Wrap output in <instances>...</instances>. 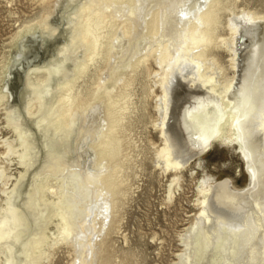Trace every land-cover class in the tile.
Segmentation results:
<instances>
[{
  "label": "bare ground",
  "instance_id": "obj_1",
  "mask_svg": "<svg viewBox=\"0 0 264 264\" xmlns=\"http://www.w3.org/2000/svg\"><path fill=\"white\" fill-rule=\"evenodd\" d=\"M55 2L47 0L49 8H55L48 10L43 19L48 20L49 28H40L38 34L35 29L28 28L19 35L20 40L7 66L6 92L2 98L12 109L19 129L23 126L28 135L30 129L23 123L26 117L33 115L35 99L41 105L53 88L46 79L42 95L33 98L29 89L32 76L41 70L49 76L68 69L67 65L81 76L90 63L102 57L106 62L104 74L98 77L91 97L99 98L103 90L106 105L103 112L97 110L99 105L93 106L91 102L85 106L88 96L73 92L78 77L60 83L69 91V94H62L60 100V121L70 125L73 120L69 119L76 110L87 111L82 124L95 114L100 120L88 127L80 125L82 128L77 130L75 148L88 141L92 149L84 164L85 170L80 167L69 171L67 167L74 166L73 160L64 154L56 167L63 177L58 180L59 187L44 186L52 194L59 195L54 210L41 201L34 185L36 192L34 188L27 190L30 184L22 189L19 185L30 173L34 177L42 175L41 168L37 172L30 171L34 164L28 157L29 163L24 161V152L34 149L25 143L28 138L18 145L9 139L3 141L6 154L17 153L19 163L26 168L24 173L19 172V178L10 189L7 187L8 168L0 162V191L6 201L3 205L0 198V254L4 264H38L42 255L47 259L50 256L51 252L45 248H54L62 242L74 249L72 264H112L106 244L117 229L119 196L124 192L120 188L121 165L117 160L123 147L120 134L123 116L116 108L124 93L113 92L107 84L130 86L140 67H145L150 74L151 60L158 66L153 80L160 89V93L153 90L158 112L154 122L161 135V143L154 148V160L162 171L173 174L169 197L175 195L176 187H181V169L197 152L219 141L238 144L250 175L248 186L242 190L234 189L228 179L217 182L209 177L199 183L200 196L196 201L200 215L187 229V233L192 231L191 238L187 234L181 236L186 249L179 255L178 264H238L240 248L257 240L254 236L259 232L264 238V14L251 9L235 12L226 0H58L56 7ZM111 6L113 9L108 11ZM224 10H229L230 14L226 20L228 32L223 36L218 28ZM137 44L138 49L131 55ZM219 47L229 52L228 66L233 69L232 76L226 73V66L214 51ZM71 51L73 57L68 59ZM130 55L131 58L123 62ZM183 102L187 105L182 106ZM42 122V117L34 121L35 127L39 128ZM256 160L261 161L260 169L255 166ZM76 162L80 166V161ZM81 187L89 196L85 204L81 203L83 196L75 199V192L81 191ZM221 191L229 193L231 198L235 195L248 197L256 208L251 206L246 212L236 208L229 217L231 215L214 207ZM12 194L14 200L9 203ZM32 199L39 200V211ZM26 212L29 216H25ZM52 215L58 217L56 231L51 236L45 232L41 234L52 222ZM11 240L18 245L12 250L8 244ZM256 245H251L252 252ZM33 249L37 254L34 257Z\"/></svg>",
  "mask_w": 264,
  "mask_h": 264
},
{
  "label": "rangeland",
  "instance_id": "obj_2",
  "mask_svg": "<svg viewBox=\"0 0 264 264\" xmlns=\"http://www.w3.org/2000/svg\"><path fill=\"white\" fill-rule=\"evenodd\" d=\"M226 3L234 8L235 12H240L242 9H251L264 14V0H226ZM112 9L113 6L108 11ZM48 10L54 11L55 8H49L47 0H0V162H3L8 168L10 181L7 187L11 189L16 183L15 179L19 178V172L24 173L26 168L19 163L17 153L6 154L3 141L9 139L18 145L21 140L25 141L28 138V141L25 143L30 147L33 146L34 149H30V152L27 150L24 152V161L28 162V157L31 160L29 162L34 164L30 171L37 172L41 168L42 175L34 177L35 175L30 173L25 179L26 182L23 179L24 181L22 180L19 185L22 189L30 184L31 189L28 187V191H31L32 188L35 190L36 187L38 196H41V201L45 202L49 209L54 210L59 201L57 197L59 195L52 194L44 186L52 184L59 187L58 180H61L63 177L56 167L60 165L59 161L64 159L61 157L64 154H66V158L73 160L74 166L67 167L69 171L78 170L80 167L85 170L84 164L87 161L88 155H91L92 149L88 146L87 140L85 145L75 148L77 144L76 138L78 137L77 130L82 128L80 125L88 127L92 123H98L100 120V116L95 114L94 117L87 119L82 124L83 119L86 118L85 113L87 111L80 112L81 110H76L74 111V115L69 119L73 120L70 125L60 121L58 119V112L61 109L62 103L60 100L62 94H69V91H66L67 87L60 83L78 77L75 80L73 92L77 91L82 95H87L85 106H88L91 102L93 106L99 105L97 110L103 112L107 98L105 93L102 90L99 98L96 99H92L91 94L94 93L98 77L104 74L102 72L105 69L106 62L102 57L97 58L93 63H90L87 71L81 76L75 74L73 69L68 65V69L61 70L58 73H50L49 76L43 70L36 72L32 76L29 86L30 94L33 98L42 95L47 84L46 79L49 80L53 88L41 105L35 99L36 106L33 108V115L30 118L26 117V122L23 123L25 128L30 129L28 135L27 133L25 135L23 126L19 129V126L15 123L12 109L5 101L6 99L2 98V94L6 92L4 85L5 76L6 73L8 74L7 66L11 61L12 52L20 40L19 35L24 33L28 28L35 29L37 34L40 32V28H49L48 20H43L45 16L47 17L48 14L46 12H49ZM229 14V10L222 11L218 32L223 36L228 32L226 20L229 18ZM45 34H48V31H45ZM138 46L137 44L131 55L136 52ZM78 50L80 51V48ZM214 51L219 54L220 60L226 66V73L232 76L233 69L228 66L229 52L223 47L215 48ZM131 55L128 58L125 57L123 62L128 61ZM67 56L68 59H71L73 57L72 51L68 52ZM81 57L82 53L79 55L80 62L83 60ZM150 67V74H148V70L145 67H140L134 74V79L130 86L123 87L121 84L114 85L112 82L107 84L108 89L113 90V92L124 93L122 100L116 107L120 115L122 114L123 116L121 121L123 127L120 131V134L123 135V147L121 149L122 154L117 157V160L121 165L118 174L120 181H122L120 188L124 192L119 196L120 206L117 208L116 215L120 220L117 229L108 237V243L106 244L112 264H178L179 255L186 249L181 242V236L187 234L191 238L192 231L187 233V229L189 230L190 224L197 220L200 215L196 201L200 196L199 183L205 182L209 177L217 182L228 179L227 181L232 184L231 186L234 189L242 190L250 182V175L246 169V160H244L245 158L238 144L236 142L227 144L226 142L222 143L219 141L202 152H197L191 161L181 169V187H176L175 195L172 198L169 197V186L173 174L162 171L154 160V148L161 143V135L154 122V119L158 116L155 106L157 99L155 93H160V89L157 85H154L153 80L154 71L158 69V66L151 60ZM131 75L133 76V73ZM153 90L155 93H153ZM181 104L182 106L187 105L184 102ZM120 106L123 109L119 110ZM180 113L181 111H179V116ZM41 117L43 122L37 128L34 125V121ZM74 124H76L75 127H73ZM251 142L249 143L250 146L255 149L256 146ZM18 149L20 150V148ZM255 153H258V150H255ZM76 160L80 161V166L77 165L78 162ZM256 161L255 166L257 168L259 166L260 169L262 165L261 161ZM28 173L27 171L26 174ZM1 187L2 185L0 184ZM80 190L82 192H75V199H81V196H83L84 198L81 199V203L85 204L89 196H87V191L84 187H81ZM59 191L57 189V192ZM223 193L225 194L223 195ZM221 194L219 195V201L213 202L215 203V209L225 214L231 215L232 210L234 209L233 211H235L236 208L245 212L251 206L256 208L254 201L248 197L241 198V196L235 195L234 197L236 198L233 196L231 198L229 193L225 191H221ZM13 195H11L9 203L14 200ZM0 198L3 199L2 203L5 205V196L1 191ZM233 198L235 199L234 201L232 200ZM251 198L253 199V197ZM238 199L241 200L239 201ZM32 201H34L33 206L35 209L39 211V200L32 199ZM72 202L74 201L72 200ZM238 202L240 203L238 204ZM239 205L245 207L242 208ZM31 211L34 210L32 209ZM28 212L25 213V216H29ZM229 217H232V215ZM21 218H23V215ZM51 219L52 222L47 225V229L41 231L43 228L41 226V234L45 232L48 236H51L56 231L55 223L58 222V217L53 216ZM254 237L252 240L255 241H250L251 244L247 243L244 247L240 248L237 258L239 262L242 259L243 263L241 261L238 264H264L263 233L259 232ZM253 243L257 245L255 246L256 249L254 248L255 250L252 252L253 248L251 245ZM258 243L261 245L259 248ZM8 244L11 250L16 246V243L12 240ZM45 250L49 253L51 252L50 256L47 259L41 254L42 256L38 264H72L74 260V249L67 243L62 242L54 248L47 247ZM227 252L226 250L225 253ZM31 254L33 257L37 255L34 249ZM242 254L244 256H240ZM0 264H4L2 254H0ZM28 264L33 263L28 262Z\"/></svg>",
  "mask_w": 264,
  "mask_h": 264
}]
</instances>
